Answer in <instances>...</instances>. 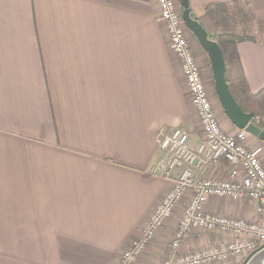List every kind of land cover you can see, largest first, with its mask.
<instances>
[{
	"label": "crops",
	"instance_id": "crops-1",
	"mask_svg": "<svg viewBox=\"0 0 264 264\" xmlns=\"http://www.w3.org/2000/svg\"><path fill=\"white\" fill-rule=\"evenodd\" d=\"M175 1L221 129L264 149L221 101L214 59V36L236 26L229 10L248 12L242 32L256 42L237 53L249 91L264 88V0ZM210 6L227 10L209 17ZM183 77L156 0H0V264H117L172 186L148 175L155 135L202 140ZM227 172L221 161L204 176ZM184 204L135 264L161 263ZM205 210L264 226L254 200L210 198ZM232 239L193 229L180 252Z\"/></svg>",
	"mask_w": 264,
	"mask_h": 264
},
{
	"label": "built area",
	"instance_id": "built-area-1",
	"mask_svg": "<svg viewBox=\"0 0 264 264\" xmlns=\"http://www.w3.org/2000/svg\"><path fill=\"white\" fill-rule=\"evenodd\" d=\"M156 2L169 49L180 66L190 103L196 111L202 140L196 148H191L188 134L181 129L169 134L161 130L155 135L159 155L148 175L172 181V186L141 226L139 238L122 252L117 264H135L182 202L185 204L177 229L160 264H223L231 260L243 264L248 256L264 248V226L210 214L205 205L210 198H246L254 200L264 212V166L261 162L264 149L258 145L249 147L244 131L234 135L223 132L176 1ZM221 161L228 165L225 180L204 176ZM176 171L179 174L175 175ZM193 229L229 234L233 239L205 250L181 254L182 240Z\"/></svg>",
	"mask_w": 264,
	"mask_h": 264
},
{
	"label": "trees",
	"instance_id": "trees-1",
	"mask_svg": "<svg viewBox=\"0 0 264 264\" xmlns=\"http://www.w3.org/2000/svg\"><path fill=\"white\" fill-rule=\"evenodd\" d=\"M225 6H210L206 9V15L217 13L220 16L226 12ZM229 18L240 21L248 20V12L244 10H229ZM253 20V18H252ZM219 46L225 67L224 79L229 94L244 114L250 115L256 126L264 132V88L257 93H251L248 89L245 74L238 57L237 45L244 42H256L255 38L242 32L240 35L233 33H219L214 36ZM259 121L256 122L255 120Z\"/></svg>",
	"mask_w": 264,
	"mask_h": 264
},
{
	"label": "water",
	"instance_id": "water-1",
	"mask_svg": "<svg viewBox=\"0 0 264 264\" xmlns=\"http://www.w3.org/2000/svg\"><path fill=\"white\" fill-rule=\"evenodd\" d=\"M186 12L184 14V19L186 18ZM187 20V18H186ZM214 59L217 63L218 67V80H217V89L220 92V98L221 101L224 102V104L227 107H233L234 110L238 113V118H236V123L239 126L240 129H246V131L250 132L252 135L259 137L262 141H264V133L260 131L259 128L253 125L247 126L248 122L250 120H253L250 115L244 114L239 106L235 103V101L232 99L231 95L229 94V91L227 89V84L223 77V58L221 55L220 50L216 49V53L214 56ZM242 122V123H241ZM243 264H264V248H261L258 252L252 253L250 256H248Z\"/></svg>",
	"mask_w": 264,
	"mask_h": 264
},
{
	"label": "rangeland",
	"instance_id": "rangeland-1",
	"mask_svg": "<svg viewBox=\"0 0 264 264\" xmlns=\"http://www.w3.org/2000/svg\"><path fill=\"white\" fill-rule=\"evenodd\" d=\"M235 24H236L235 28L234 27L233 28H230V31H234L232 33H235V34H241L239 32H242V29H243V26L244 25H242V23H240V20H238V19L236 20V23ZM201 71H203V68H201ZM203 73H204V71H203ZM205 84H206V86H207V88L209 90V85H210L209 82L205 81ZM209 93H210V90H209ZM210 96H211V93H210ZM211 98H212V96H211Z\"/></svg>",
	"mask_w": 264,
	"mask_h": 264
}]
</instances>
